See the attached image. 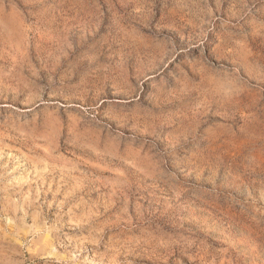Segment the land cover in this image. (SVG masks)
Wrapping results in <instances>:
<instances>
[{"label":"rangeland","instance_id":"obj_1","mask_svg":"<svg viewBox=\"0 0 264 264\" xmlns=\"http://www.w3.org/2000/svg\"><path fill=\"white\" fill-rule=\"evenodd\" d=\"M0 264H264V0H0Z\"/></svg>","mask_w":264,"mask_h":264}]
</instances>
